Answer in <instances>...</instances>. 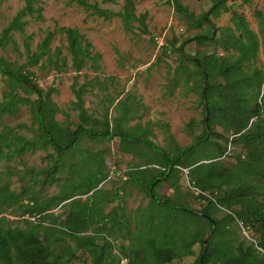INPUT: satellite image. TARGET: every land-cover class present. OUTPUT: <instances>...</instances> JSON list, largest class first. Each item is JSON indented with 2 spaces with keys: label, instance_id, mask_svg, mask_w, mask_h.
Returning a JSON list of instances; mask_svg holds the SVG:
<instances>
[{
  "label": "trees",
  "instance_id": "obj_1",
  "mask_svg": "<svg viewBox=\"0 0 264 264\" xmlns=\"http://www.w3.org/2000/svg\"><path fill=\"white\" fill-rule=\"evenodd\" d=\"M23 1V7L2 30L0 46L7 41L14 42L11 31L23 30L30 20L44 19L42 0ZM65 1L105 19L119 17L125 29H131L127 13L133 11V0H123L119 11L101 8L87 0ZM166 1L188 26L201 28L203 23L207 24L202 33L184 38L178 46L179 64L172 71L168 91L172 95L175 87L190 81L194 86H201L203 133L195 137L196 146L190 144L179 148L175 143L173 155L150 139L153 134L150 121L124 127L129 116L134 117L129 114L132 107L129 103H120L114 125L109 124L107 115L102 122L87 114L82 98L85 84L75 88V82L71 84L76 98L73 106L79 111L80 122L70 131L54 119L57 108L51 98L52 89L44 91L33 82L30 71L12 69L0 56V74L7 76L10 88L7 99L0 103V113L14 115L19 99L16 88L25 89L36 95L31 111L40 130L38 137L28 138L13 131L11 126L0 124V160H13L27 149L38 146L42 149L51 147L58 154L65 153L77 146L75 143L82 133L89 134V131L90 136L118 138L120 151L135 154L139 150L138 153L146 155H142L145 158L143 164L131 165L125 174L129 179L127 182L135 180L149 198L144 207L138 208L133 219L125 216L118 204L105 211L108 203L119 200L118 193L97 188L109 176L108 169L80 194H54L37 200L34 194L26 196L27 188H21L19 197L12 204L18 206L22 218L10 220L0 216V264H71L80 259L78 251L87 252L92 264H120L122 257L128 264H166L184 255H193L196 243L201 244L196 264H264V64L258 63L260 53L264 56V13L255 12L258 20V31L255 32L242 13L230 9L227 0H216L199 17L181 0ZM221 12H230L231 25H214L211 17H218ZM135 19L139 20L138 17ZM214 30L219 31V36ZM58 33L65 34L70 66L76 72L86 66L87 60L98 56L92 53V44L77 28L55 25L45 31L35 50H31L29 42L24 40L26 65H36L46 55L45 60L60 69L57 62L61 47L53 51L50 47L51 40ZM26 38L32 37L28 35ZM192 41L207 42L214 49L211 53L189 55L184 48ZM176 42L174 37L170 45ZM168 46L162 47L164 53ZM65 60L66 57H62L61 67L66 66ZM185 60L193 64L194 69L183 64ZM100 125V129L97 128ZM217 126L220 131L215 130ZM210 136L222 138L224 142H213L214 148L209 150ZM229 136H232L231 141L241 145L242 151L234 155V163L225 165L221 158ZM58 154L50 172L56 168L61 155ZM177 168L188 169L190 186L197 193L181 191ZM164 182L172 188L171 195L156 193V188ZM83 195L87 198L74 199ZM186 195L201 201L202 207L196 210L183 204ZM25 196L27 200L23 199ZM15 197L16 192L7 184L0 186V213L4 204ZM57 205L67 209L64 218L49 211ZM227 209L232 211L219 218L214 216L215 212ZM236 209L238 211L234 213ZM119 225L125 227L124 238L130 242L128 246L121 245L122 256L112 253L113 243H101L106 231ZM236 225L250 233L247 240L241 237ZM207 232L210 233L204 246Z\"/></svg>",
  "mask_w": 264,
  "mask_h": 264
},
{
  "label": "rangeland",
  "instance_id": "obj_2",
  "mask_svg": "<svg viewBox=\"0 0 264 264\" xmlns=\"http://www.w3.org/2000/svg\"><path fill=\"white\" fill-rule=\"evenodd\" d=\"M87 1L112 11H119L123 4V0ZM215 1L181 0L198 17L203 15ZM133 3V11L127 13L131 29L126 30L119 17L105 19L91 14L90 10L73 2L42 0L41 13L44 19L30 20L23 30L11 31L10 35L14 42L7 41L0 46V56L9 62L12 69H19L22 72L30 71L33 74V82L44 91L52 89L51 98L57 108L54 119L62 126H67L70 131L76 129L80 122L79 111L73 106L76 98L71 84L75 82V88L85 84L82 98L87 114L99 118L102 122L104 116L107 115L109 124L114 125V117L119 114L117 109L121 107L120 103H129L132 105L129 114H133L134 117L129 116L124 122V127L130 128L137 122L150 121L153 133L150 139L173 155L176 152L175 143L179 148L190 144L196 146L195 137L203 133L201 86H194V83L190 81L186 85L175 87L172 95L168 94V91L172 71L179 64L178 46L184 38L202 33L207 28V24L203 23L201 28L188 26L179 19L172 5L166 0H133ZM227 4L231 10L238 11L245 16L252 30L258 31L255 12L259 10L264 13V0H227ZM23 5V0H0V34ZM229 18L230 12H221L218 17L212 16L211 20L216 27H220L231 25ZM55 25L77 28L92 44V53H97L98 56L94 60H87L86 66L76 72L70 66L71 56L66 49L65 34L58 33L51 40L50 47L51 51L56 47H61L62 53L59 54L57 62V67L60 69L46 61V55L36 65H26L28 58L24 51V40L29 42L31 50H35L45 31L53 29ZM214 34L219 36V31L214 30ZM28 35L32 38H26ZM155 36L163 37L164 44H169L165 53L162 48L157 49ZM174 37L177 42L170 45V40ZM213 49L214 46L208 45L207 42L202 44L197 41L186 44L184 48L189 55H195L197 52L211 53ZM218 52L220 53L219 49ZM62 57H66L64 67L60 66ZM258 63L264 64L262 53L259 55ZM183 64H188L194 69V65L189 61L185 60ZM9 91L7 76L0 74V103L7 99ZM16 91L19 96L18 110L14 115L9 112L0 113V124L11 126L13 131L20 135L36 138L40 135V130L38 122L33 121L31 111L36 95L19 87ZM87 125L90 126V123ZM100 127L101 125L97 126L99 129ZM215 130L220 131V127L217 126ZM90 135V131L89 134L83 135L82 133L78 137V142L75 143L77 146L70 151L60 153L61 155L51 147L42 149L38 146L27 149L22 156L15 157L13 160L1 159L0 186L7 184L11 190L16 192V197L4 204L0 216L4 215L10 220L22 218L18 214V206L12 204V201L19 197L21 188H27L26 196L34 194L37 200H44L54 194L64 193L67 196L80 194L93 181L101 178L100 176L106 174L108 170L110 171L114 164L122 167L131 165L137 167L145 161L142 156L144 154L138 153L139 150L134 156L117 152L118 138L109 139L104 136ZM209 139V150L214 148L213 142H224V139L215 136H210ZM240 151H242L241 145L235 140L231 141L229 136L225 154L221 158L223 163L225 165L234 163L233 157ZM56 153L60 155L59 161L53 172H50L55 167ZM50 174L52 175L51 180L49 179ZM187 174L188 169L186 168L176 170L181 183V191L183 193L194 191L195 194L197 191L190 186ZM107 186L110 187L112 194L118 193V189L123 187L124 191L122 194L118 193L119 200L116 203L123 208L124 215L131 219L138 208L144 207L149 201L145 191L138 188L135 180L121 183L118 179H111L107 183H100L97 188L104 190ZM156 193L171 195L173 190H170L169 185L164 182L156 188ZM26 196L24 200H27ZM78 198L84 200L87 197L85 195L75 196L74 199ZM182 202L196 210L202 207V202L190 195L183 196ZM111 208H113L112 205L109 208L106 207L105 211ZM49 211L61 218L67 214V209L60 208L59 205L52 207ZM230 211L232 209L217 211L214 216L219 218L225 212ZM235 211L238 210H233L237 213ZM235 227L239 230L241 237L247 240L250 233L244 232L242 227L238 228L237 225ZM133 230L135 229L132 228ZM124 235V226L110 227L101 243L105 245L113 243L115 246L112 248V253L122 256L119 250L121 245L128 246L130 243ZM200 249L201 244L196 243L193 245V255H184L166 264H196ZM77 255L80 259L71 264H92V259L87 252L78 251ZM124 258H120V264H128Z\"/></svg>",
  "mask_w": 264,
  "mask_h": 264
},
{
  "label": "built area",
  "instance_id": "obj_3",
  "mask_svg": "<svg viewBox=\"0 0 264 264\" xmlns=\"http://www.w3.org/2000/svg\"><path fill=\"white\" fill-rule=\"evenodd\" d=\"M154 39H155V42L157 44V49H160L163 46H165L163 37L155 36ZM231 138H232V136H230V139ZM111 178L119 179L121 181L127 180V176L123 173V171H121L120 169H118L116 166H112L111 167V170H110V174L108 176V179H111ZM243 231L245 232L244 229H243ZM124 261H127V259L124 258Z\"/></svg>",
  "mask_w": 264,
  "mask_h": 264
},
{
  "label": "crops",
  "instance_id": "obj_4",
  "mask_svg": "<svg viewBox=\"0 0 264 264\" xmlns=\"http://www.w3.org/2000/svg\"><path fill=\"white\" fill-rule=\"evenodd\" d=\"M146 122H144V124H145ZM152 128V127H151ZM119 145H120V143L118 142V144H117V152H119V153H122V155H132V156H134V154L132 153V152H122V151H120L119 150ZM132 159V158H131ZM130 161H132V160H130ZM129 161V162H130ZM105 165H106V163H105ZM114 166H116L118 169H120L121 171H123V173L125 174V172L128 170V169H130V166H125V167H122V166H120V165H116V164H114ZM106 168H107V165H106ZM109 173H110V171H109ZM126 175V174H125ZM127 176V175H126ZM111 179H114V178H111ZM111 179H108V177L104 180V181H102L101 183H103V182H108V181H110ZM127 179H128V177H127ZM119 180V179H118ZM121 181V180H120ZM125 181H127V180H125ZM125 181H121V183H123V182H125ZM104 190L105 191H108V190H110V187H104ZM170 190H172V188L170 187ZM123 187H121L120 189H118V193H120V194H122L123 193ZM116 202H118V200H116V201H114V202H110V203H108L107 204V206L106 207H108L109 208V206H115L117 203Z\"/></svg>",
  "mask_w": 264,
  "mask_h": 264
},
{
  "label": "water",
  "instance_id": "obj_5",
  "mask_svg": "<svg viewBox=\"0 0 264 264\" xmlns=\"http://www.w3.org/2000/svg\"><path fill=\"white\" fill-rule=\"evenodd\" d=\"M205 82H206V79H205ZM209 233H210V232H207L206 237H205V239H204V246H205L206 243H207V237H208Z\"/></svg>",
  "mask_w": 264,
  "mask_h": 264
}]
</instances>
